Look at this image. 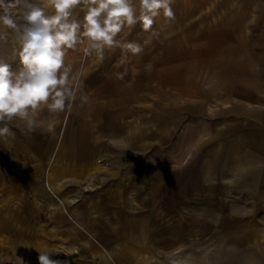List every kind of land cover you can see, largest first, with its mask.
<instances>
[{
	"label": "rangeland",
	"instance_id": "obj_1",
	"mask_svg": "<svg viewBox=\"0 0 264 264\" xmlns=\"http://www.w3.org/2000/svg\"><path fill=\"white\" fill-rule=\"evenodd\" d=\"M172 8L175 19L161 15L154 31L137 25L118 35L121 43L141 44L140 54L115 47L100 60L86 56L83 45L69 50L65 62L79 85L72 108L43 109L32 132L10 122L14 138L0 139V264H38L37 250L59 252L51 258L68 264H264V189L228 190L232 203L219 221L220 235L199 236L216 222L187 212L188 225L174 227L182 235L170 237L174 222L161 214L168 205L140 202L136 186L114 187L117 171L141 162L155 166L153 133L171 116L169 107L203 105L202 127L214 136L207 147L218 149L236 138L232 119L264 100V76L255 74L249 58L256 47L264 57V0H174ZM83 15L73 10V18ZM0 56L19 67L11 42H0ZM107 110L120 125L109 140L92 130ZM159 228L163 237L155 236Z\"/></svg>",
	"mask_w": 264,
	"mask_h": 264
},
{
	"label": "clouds",
	"instance_id": "obj_2",
	"mask_svg": "<svg viewBox=\"0 0 264 264\" xmlns=\"http://www.w3.org/2000/svg\"><path fill=\"white\" fill-rule=\"evenodd\" d=\"M174 0H0V42H11L19 61L16 70L0 56V139L15 133L13 120L23 122L28 132L35 130L43 109L59 114L70 110L79 85L71 79L72 66L66 64L69 50L83 45L86 56L104 59L115 47L133 55L142 53L137 42L121 43L117 37L125 28L137 25L153 30L161 15L175 19ZM79 7L82 20L73 18ZM52 9V14H48ZM155 34V33H154ZM38 264H68L52 259L56 251L37 250ZM172 264H184L174 260Z\"/></svg>",
	"mask_w": 264,
	"mask_h": 264
},
{
	"label": "crops",
	"instance_id": "obj_3",
	"mask_svg": "<svg viewBox=\"0 0 264 264\" xmlns=\"http://www.w3.org/2000/svg\"><path fill=\"white\" fill-rule=\"evenodd\" d=\"M256 49L259 53L260 49L258 47ZM258 53L252 51L249 58L252 70L259 77L264 76L262 71L259 73V64L260 61L264 63V57L259 59ZM175 86L178 91V83ZM184 105L189 106L187 103L169 107L171 116L164 119L153 133L155 153L159 157L155 166L148 169L146 163L141 162L133 167L128 166L121 172L117 171V174L113 175H118L120 181L114 187L123 191L135 189L136 186L143 199L152 200L155 204L168 205L169 207L162 209L161 214H165L166 220L174 222L170 237L182 235V233L177 235L174 227L176 223L182 221L188 225L191 218L184 217V213L187 212L202 214L201 217H194V220L216 222L206 234H198L215 237L221 234L219 221L227 219L226 206L228 202L232 203L226 197L228 190L237 193L240 190L245 191L244 188L257 191L264 189V100L256 101V104L246 108L239 118L232 119L231 125L234 128L230 126V129L236 130L234 134L236 138H229L226 147L218 149L207 147L209 140L214 136L209 134V128L202 127L207 124L206 120L200 117L205 113L204 106L196 102L190 103L189 107H183ZM114 113L108 111L103 116L99 115L92 123V130L103 133L101 136L104 139H108L109 133L117 135L116 131L120 129L118 121L113 119ZM208 122L213 127L219 124L214 120ZM214 134H220V130H216ZM139 137L141 138V135ZM144 141L139 145H144L146 149L147 142L144 144ZM244 141L247 144H244ZM117 189L115 195L120 196V190ZM125 197L128 198V203L135 202H132L130 193ZM145 199L139 201L144 202ZM162 218L164 217L160 216V219ZM161 228L156 229L155 236L163 237ZM196 235L194 230L193 233L189 232L188 237ZM170 243L177 245L178 242L172 240Z\"/></svg>",
	"mask_w": 264,
	"mask_h": 264
}]
</instances>
